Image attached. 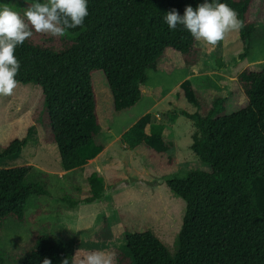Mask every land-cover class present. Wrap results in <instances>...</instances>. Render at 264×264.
Segmentation results:
<instances>
[{
	"label": "trees",
	"instance_id": "1",
	"mask_svg": "<svg viewBox=\"0 0 264 264\" xmlns=\"http://www.w3.org/2000/svg\"><path fill=\"white\" fill-rule=\"evenodd\" d=\"M199 2L88 0L83 26L67 30L60 48L39 45L30 37L16 47L17 84L41 89L36 124L49 126L64 172L85 168L104 151L99 142L101 117L136 106L150 70L171 74L195 66L197 41L180 26L170 31L163 16L173 8L183 14L186 5L195 8ZM223 2L242 23L238 36L246 46L244 59L249 42L264 24V0ZM236 83L247 106L231 115L225 114L224 97L209 104L208 92L190 79L179 86L177 97L197 108L194 114L184 113L196 128L192 151L210 172L191 170L184 178L166 181L186 204L175 255L153 233L141 230L126 235L125 263L264 264V63L242 71ZM35 135L33 125L24 138L0 151V161L20 157ZM121 142L144 153L162 179L177 169V142L152 114L126 131ZM32 173L43 172L33 166L0 168V230L8 219L24 221L32 197L50 196L43 185L28 183ZM88 181L87 202L101 199L104 178L95 172ZM68 198L72 207L79 204ZM75 252L73 243L41 232L31 254L16 264H43L45 259L50 264H75ZM4 255L0 251V264H5Z\"/></svg>",
	"mask_w": 264,
	"mask_h": 264
},
{
	"label": "rangeland",
	"instance_id": "2",
	"mask_svg": "<svg viewBox=\"0 0 264 264\" xmlns=\"http://www.w3.org/2000/svg\"><path fill=\"white\" fill-rule=\"evenodd\" d=\"M35 2L3 0L21 15ZM63 37L34 31L30 38L39 45L60 48L65 42ZM245 47L238 30L230 31L215 46L197 41L198 54L195 66L190 69H177L171 74L150 70L148 82L142 86L143 98L136 106L119 115L103 114L99 142L104 151L76 171L62 170L49 126L44 125L42 117L41 127L36 124V114L42 106L38 86L17 84L10 95L0 96V151L10 142L24 138L30 127H36V135L22 155L0 161V168L35 167L43 173L40 176L32 173L28 183L43 185L50 194L30 199L22 223L14 219L4 223L0 230L4 263L16 264L30 255L34 239L41 232L73 243L75 264H82L92 252L110 254L112 264H127L123 252L126 235L141 230L153 233L169 254L175 255L186 204L169 189L166 181L184 178L191 170L210 172L192 151L196 128L184 115L194 114L197 108L176 94L179 86L190 79L208 92L209 104L217 96L224 97L226 115L244 109L247 100L236 80L248 67L264 63V24L249 42L247 57L242 59ZM148 114L161 120L177 142L178 166L167 179L161 178V171L147 162L144 153L137 154L121 142L126 131ZM95 172L104 178L105 192L101 199L87 202L91 198L88 175ZM68 197L79 204L72 207L65 200Z\"/></svg>",
	"mask_w": 264,
	"mask_h": 264
},
{
	"label": "clouds",
	"instance_id": "3",
	"mask_svg": "<svg viewBox=\"0 0 264 264\" xmlns=\"http://www.w3.org/2000/svg\"><path fill=\"white\" fill-rule=\"evenodd\" d=\"M88 15V0H37L22 15L0 0V96L10 95L17 85V46L34 31L62 36L67 30L83 26ZM163 21L170 31L180 26L194 40L208 46H215L228 32L242 27L237 12L223 0H202L195 8L186 5L183 14L173 8L165 13ZM112 259L110 254L92 252L82 264H112ZM43 264L50 261L45 259Z\"/></svg>",
	"mask_w": 264,
	"mask_h": 264
}]
</instances>
